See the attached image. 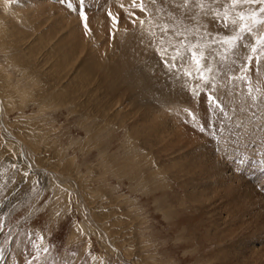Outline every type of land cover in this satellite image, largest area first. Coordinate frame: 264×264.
<instances>
[{"label": "rangeland", "instance_id": "1", "mask_svg": "<svg viewBox=\"0 0 264 264\" xmlns=\"http://www.w3.org/2000/svg\"><path fill=\"white\" fill-rule=\"evenodd\" d=\"M46 1L51 7L60 4L58 15L67 19L55 22L52 11L34 1L0 0V264H204L213 259L208 215L188 197L185 178L160 139L144 130L146 108L138 100L144 92L131 87L139 79L130 71L149 53L170 71L158 50L167 48L171 56L175 46L184 54L182 37L175 33L185 28L200 29L187 35L194 42L203 35L202 46L212 41L201 24L213 35L227 34L225 29L191 2L185 9L183 0H143L147 14L132 3L117 7L119 13L110 5L105 19L110 11L118 23L112 19L107 28L112 40L106 37L105 51L103 37L96 39L89 24L94 8L104 2L87 0L85 21L79 0ZM226 2L214 7L222 11ZM127 19L144 36L137 53L131 49L129 60L120 64L113 41L132 31ZM209 61L215 68L211 56ZM240 64L237 60L234 67ZM172 71L186 77L189 92L198 91L194 67ZM147 95L154 101V92ZM246 144L264 153V134L260 142Z\"/></svg>", "mask_w": 264, "mask_h": 264}, {"label": "bare ground", "instance_id": "2", "mask_svg": "<svg viewBox=\"0 0 264 264\" xmlns=\"http://www.w3.org/2000/svg\"><path fill=\"white\" fill-rule=\"evenodd\" d=\"M25 1H34L33 3L39 5L42 10L47 8L51 10L55 22L67 19L58 15L59 11L56 9L60 6L58 3L56 7L54 5L51 7L46 0ZM100 2L104 3L94 8L96 17L89 24L95 31L96 39L100 40L103 37L100 45L104 46L103 50L106 51L108 42L112 40L111 32L108 35L107 28L111 26L113 20L110 17L109 20L105 19L104 13L109 10L110 5L119 13L121 5L131 4L132 0ZM173 9L174 7H171V10ZM130 20L133 23V19ZM123 24L124 22L119 27H124ZM125 24L131 27L128 19ZM137 27L129 28L132 31L118 37L119 41L114 38L113 44L117 47L116 50L120 51V55L117 56L120 64L129 60L131 49L134 48V52L137 53L140 47L138 43L144 34ZM108 36L110 40H106ZM79 43L84 42H81V34L78 33L77 45ZM79 47L82 51L85 50L81 45ZM145 57L147 61L138 64L139 69L131 66L130 71L134 79H139V83L131 87L142 88L140 92H144L138 96V100L142 101L146 108L143 116L140 114L144 121V130L156 142L157 138L160 139L163 149L174 159L173 165L185 178L184 181L191 191L188 197L196 201L200 211L208 215L213 231V235H210L214 250L211 252L213 259L218 260L217 264H264V164H262L264 153L254 148L251 150L246 144L252 141L260 142L263 137L261 125H264V118L257 117L261 111L253 109L247 112V116L252 119L250 123L245 120V128L236 129L229 124V127H233V131L237 132V135L233 136L222 130L223 125L217 128L218 119L211 116L206 96L189 92V88L186 87L188 84L185 86L184 83L186 77L181 76L179 70L173 72L163 69L157 57L150 53ZM125 74L128 75L125 78L127 80L130 75L128 72ZM140 74L143 79L140 78ZM263 78L264 75H261L260 79ZM129 90L134 92L132 89ZM153 92L154 101L151 102V95L147 94ZM2 100L0 99V104ZM185 110L193 113L196 119L193 120ZM252 112H255V116ZM200 127H204L205 130L200 131ZM22 149L24 152L23 146ZM241 159H244L245 163H240ZM30 170L35 171V168L30 166ZM47 173L54 176L51 171ZM119 254L118 251L117 255L120 256ZM210 258L201 263L207 264L208 261L211 263L213 259Z\"/></svg>", "mask_w": 264, "mask_h": 264}, {"label": "snow or ice", "instance_id": "3", "mask_svg": "<svg viewBox=\"0 0 264 264\" xmlns=\"http://www.w3.org/2000/svg\"><path fill=\"white\" fill-rule=\"evenodd\" d=\"M7 2L14 3L15 0H7ZM61 2L63 3L64 0ZM151 2L155 4L156 0ZM190 2L193 7L200 8L203 15L210 21L221 25L227 34L216 32L213 35L208 31L207 24H201L200 28L212 41L210 45H201L203 35H200L195 42L189 40L187 34L192 33L195 36L200 29L194 31L185 28L184 32L175 33L182 37L178 43L183 47L184 54H181V49L175 46L171 56L168 55L167 48L158 51L163 52L162 62L170 71L189 65L195 68L196 78L200 81L197 85V95L206 96L211 116L218 119L217 128L223 125V131L235 136L237 132L233 131V127L245 128V120L251 122L252 118L247 116L248 111L259 109L264 118V80L260 79L261 75H264V31L260 30L261 26H264V0H227L222 6V11L214 7L220 5L221 0H183L182 6L187 9ZM243 5H261V7L245 11L242 9ZM68 7H72L70 2ZM88 7L90 5L87 0H79L78 11L82 20H87ZM131 7H139L140 11L147 14L143 0H140L139 4L137 0H132ZM108 14L114 24L118 23L117 17H114L110 11ZM186 19H192V17L187 16ZM140 24L143 25L144 21L141 20ZM85 28L87 29L86 23ZM162 31L167 33L169 29L165 26ZM216 45H219V48ZM221 51L223 59L219 58ZM209 56L216 63L215 68L209 61ZM237 60H240L241 64L235 68ZM183 75L191 77L193 74L191 71H184ZM185 111L193 117V120L196 119L189 110ZM229 124L233 127H229ZM199 130L205 129L200 127ZM261 130H264V125H261ZM240 163H245V160L241 159ZM7 239L8 237H5V243ZM26 264H32V262L26 261Z\"/></svg>", "mask_w": 264, "mask_h": 264}]
</instances>
